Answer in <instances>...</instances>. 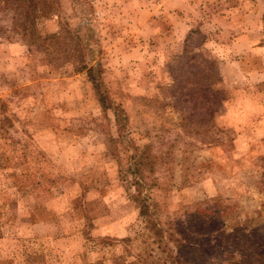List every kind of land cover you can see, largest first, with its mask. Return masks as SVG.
Instances as JSON below:
<instances>
[{"label":"rangeland","instance_id":"1","mask_svg":"<svg viewBox=\"0 0 264 264\" xmlns=\"http://www.w3.org/2000/svg\"><path fill=\"white\" fill-rule=\"evenodd\" d=\"M202 254L264 263V0H0V264Z\"/></svg>","mask_w":264,"mask_h":264},{"label":"trees","instance_id":"2","mask_svg":"<svg viewBox=\"0 0 264 264\" xmlns=\"http://www.w3.org/2000/svg\"><path fill=\"white\" fill-rule=\"evenodd\" d=\"M190 59H192V58H190ZM195 82H198V81H195ZM199 84H201V87L203 88V90H206L208 88V86L207 85H204V83H202V82H199ZM201 100H202V102H201L202 107L204 108L205 111L208 112L211 108L209 107V105H207L208 102H206L207 101L206 100V96L202 94ZM206 116H208V114H206ZM206 116H204L202 118V122H204V124H207L208 125L209 119H206ZM134 161L136 163L137 158H135ZM135 163L133 164V166L136 167V164ZM141 214H144V211H141ZM173 240L176 242V245H177V247L179 249L190 248L188 246L183 245L181 239L179 240L178 238H176V239L174 238ZM179 242H181V244ZM258 256L261 257L260 260H262L263 255L262 254H259ZM230 257H232V255H230ZM200 258L201 259H199L198 262H195V261L192 260V261L188 262L187 264H216L213 260H208L207 257H205V254H202L200 256ZM263 259H264V257H263ZM228 263L229 264H241V263H244V262H237V261H234L233 262L232 260H230V261H228ZM259 263L260 264H264V263H262V261L261 262L259 261Z\"/></svg>","mask_w":264,"mask_h":264}]
</instances>
